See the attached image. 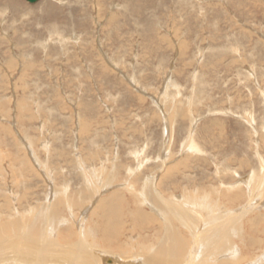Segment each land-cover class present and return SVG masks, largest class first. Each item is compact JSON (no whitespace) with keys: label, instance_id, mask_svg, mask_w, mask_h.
Here are the masks:
<instances>
[{"label":"rangeland","instance_id":"obj_1","mask_svg":"<svg viewBox=\"0 0 264 264\" xmlns=\"http://www.w3.org/2000/svg\"><path fill=\"white\" fill-rule=\"evenodd\" d=\"M255 174H264V0H0L1 222L14 210L38 215L57 196V231L79 223L102 240L96 196L120 193V232L94 249L109 264L134 254L179 263L158 251L167 232L191 249L189 223L164 221L157 201L192 191L236 212L264 204L246 183ZM254 212L234 241L252 259L264 253V234L246 228ZM247 232L261 244L249 246ZM17 238L27 240L3 239ZM195 255L186 264H201Z\"/></svg>","mask_w":264,"mask_h":264},{"label":"bare ground","instance_id":"obj_2","mask_svg":"<svg viewBox=\"0 0 264 264\" xmlns=\"http://www.w3.org/2000/svg\"><path fill=\"white\" fill-rule=\"evenodd\" d=\"M112 18L114 19V16ZM111 22H113V20ZM116 22L118 21L116 20ZM171 124H172V121H171ZM168 129H170V127ZM195 150L198 151L196 147H194L192 151H190L189 149L190 152H195ZM181 163L174 164V166L171 165L172 167H170L169 169L167 165L165 168L167 170L166 174L162 176L163 178L160 177V179L164 183H166V180L170 181L169 178H171L175 174V169L179 165H181ZM226 166L227 165H225V167ZM157 177H158L157 174H154L153 180L157 179ZM160 179H158L157 185L164 184L163 182L160 181ZM87 181H90V180H87ZM250 181L251 182L247 181L246 183H250L252 185L254 184L257 186L255 188L256 189L255 193L253 194L251 192L252 193L251 196L252 197L253 196L255 197L263 196L264 195V174L261 177H259L258 174L251 175ZM154 182L153 181L151 182V180H149L148 183L146 182L145 185L142 187V189L144 190L146 194L151 193V189L154 186ZM233 186L236 187V185H233ZM248 186L249 185H247L246 188ZM231 189L232 188L228 190L226 189L227 191L225 190L226 191L225 194H230L234 196L235 193ZM59 193H62V192H59ZM194 193L195 192H192V191L188 193L184 192L183 195L176 196L175 200L173 198L174 201L172 202L168 201L167 203L166 202L160 203L159 201H157L161 208L159 209L160 211H157V213L158 215L160 214V217L164 221L171 219L173 221L176 220L177 223L179 222L189 223L187 225L189 226V230L187 231L190 232V235L193 238L191 249L188 250V251L191 250L190 252L186 250V245L183 243V240L180 239L181 237L179 238V236L176 233H172V232H167L165 237L163 236L164 240L162 238L163 243H162V246L160 245L161 248L158 251L162 255H165V256L179 257L178 259H182V261H179V263L164 261V260H161L160 258L159 259L155 258L156 256L152 253L151 254L154 257L150 255L142 254L138 256L134 254L132 255V257H127L126 259L130 260L131 264H175V263L176 264H186L187 262L186 260L192 259L194 255L197 254L198 255L197 257H199V260L202 262L201 264H209V263L211 264H243L247 260L249 261L248 264H264V253L259 257L253 256L254 257L253 258L254 260H253L251 255L249 254H247L246 256H242L240 251L238 252L237 250L238 248L236 249L234 245V241L236 240L240 241L242 239V234H241V231L239 230L240 229L239 219L243 218L245 216V213H247L248 210H254L255 208L258 210V213L254 212L256 217H254V219L252 218L253 220L246 223V226H247L246 228L254 229L255 230L254 232H257L256 234H259V235L264 234V229L258 230L257 228V225L259 224L260 221L264 222V213H260L261 210H264L263 209L264 204L256 205L257 203L260 202L259 200L249 201L251 203H254V205L251 206L250 205L251 203L249 204L248 202L249 205L246 204V206L243 208H240V210L236 212L231 210L232 211L231 212L230 210L223 208L224 206L220 205L216 198L215 200H213L210 197L209 198H206L205 196L199 197L196 195V193L195 194ZM100 194L101 192L98 193V196H96V199L98 198V200H97V205H95V211L99 212V219L102 220V222H104L102 231L103 233H105L106 231V234H107V235L105 234L106 236L104 235L103 237L104 239L102 238V240H97V241L94 240L95 239L94 237L96 236V234H93V232L89 229L82 230L84 228H81V225H79V223L77 224L79 226L77 230L79 231H77L76 229H74V227H72L73 224L71 222L66 224L68 227H64L62 228V230L58 229L57 231L56 230L57 227H54V226H55V223L58 222V218L54 217L55 216L54 214H56L54 213V209L57 208L59 204L63 202L62 200L63 198L61 197L58 198L57 196L54 195L55 199H52L53 201L52 205H50V202H48L47 204L48 207L46 208V210L44 209L41 210L42 212L38 215L30 214L29 210H27L28 211L27 213L24 212L23 214L19 215L18 214L19 211L14 210L13 215H16L17 218H14L13 220H8V217H7L5 218L7 219L6 220L7 222L0 221V264H109L106 262L108 260L107 259L105 260V256L102 255L103 252L99 251V249L98 250L96 248L94 249L93 244H97L96 242L98 241L100 244L101 243L104 244V242L105 243L111 242L110 244L113 243V239H114L113 234L118 235V233L120 232L118 231L119 226H121L120 222L122 218L120 214L122 210H124L125 204H122L123 195H121L120 193L119 194L115 193L113 194V196L108 197V199L105 200L106 202L104 201V199L102 200L99 198ZM215 196H217V194ZM151 197L154 199L155 196L153 195V196H150V198ZM260 198H264V197H260ZM155 199H158V196L155 197ZM10 209L11 208L9 207L8 210ZM95 211H94V214H96ZM194 214L199 216V220L200 218L202 219V226H205V228H199L200 226L198 227L197 225L194 226V224H196L199 221V220L196 221L197 218L196 219H194V217L192 218ZM134 216H136L140 220L138 221L141 224H150L151 222L149 220L153 219V217H151L150 215L148 216V214H146L145 212L142 213V211H139ZM84 222H87V221H84ZM262 222L260 223V225L262 224ZM63 232L64 234H62ZM14 233H20V235H22L23 237H26L25 239L27 240L24 241L22 239L23 241H21L17 238L15 241H8L7 239H3L4 236H6L7 234H14ZM75 234L78 236H76ZM247 236H248L247 244H250L249 246L252 247L253 245L258 244V243L261 244V241H258L257 239H255L256 236L254 237L253 235L251 236L250 234H248ZM56 238H60L62 240H67V241H72V243L70 245L57 246L58 243L55 242L57 241ZM41 240L46 241L47 243H50V244L51 242L53 243L52 245L44 244L40 242ZM200 258L203 259L204 261H202ZM108 259L110 260V258ZM115 264H124V263L116 260Z\"/></svg>","mask_w":264,"mask_h":264},{"label":"water","instance_id":"obj_3","mask_svg":"<svg viewBox=\"0 0 264 264\" xmlns=\"http://www.w3.org/2000/svg\"><path fill=\"white\" fill-rule=\"evenodd\" d=\"M27 3L29 4H34L36 3L38 0H25Z\"/></svg>","mask_w":264,"mask_h":264}]
</instances>
